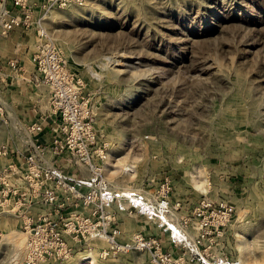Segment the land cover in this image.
Instances as JSON below:
<instances>
[{"label": "rangeland", "instance_id": "1", "mask_svg": "<svg viewBox=\"0 0 264 264\" xmlns=\"http://www.w3.org/2000/svg\"><path fill=\"white\" fill-rule=\"evenodd\" d=\"M44 24L109 144V182L168 184L189 237L264 264V0H87L54 9ZM20 128L0 111V147L12 146ZM204 200L233 208L206 237L192 217ZM14 210L0 208V264L27 258L25 219ZM143 219L123 241L142 233L171 250L157 223ZM67 242L63 264H150L140 252L101 258L104 240L94 250L83 238Z\"/></svg>", "mask_w": 264, "mask_h": 264}, {"label": "built area", "instance_id": "2", "mask_svg": "<svg viewBox=\"0 0 264 264\" xmlns=\"http://www.w3.org/2000/svg\"><path fill=\"white\" fill-rule=\"evenodd\" d=\"M86 1L0 0L2 36L31 29L38 36L30 80L48 88L55 118L49 143L30 140L31 150L26 153L11 144L0 147V157H17L0 169V208L14 204L15 214L25 219V264H63L72 254L68 237L85 239L90 250L96 248L94 242L104 240L107 245L99 253L103 259L140 252L149 256L150 264H244L188 236L178 212L180 203L170 200L168 184L155 187L150 183L147 188L132 190L109 182V144L97 132V116L83 94L82 81L72 75L44 24L54 9L81 7ZM37 7L42 13L35 20ZM10 65L21 69L15 60ZM44 130L41 122L27 126L25 131L31 136ZM232 212L229 204L204 200L193 209L192 217L200 235L206 237L209 230L228 222ZM121 214H137L156 222L173 249H165L160 238L142 233L123 241L127 236L119 223Z\"/></svg>", "mask_w": 264, "mask_h": 264}, {"label": "crops", "instance_id": "3", "mask_svg": "<svg viewBox=\"0 0 264 264\" xmlns=\"http://www.w3.org/2000/svg\"><path fill=\"white\" fill-rule=\"evenodd\" d=\"M38 1L41 2V0ZM41 13V9L37 7L34 11V19H38ZM38 40L34 29L29 31L16 30L6 37L0 33V111L1 115L5 114V120L8 123L21 126L20 129H23V134L12 146L25 153L31 150L29 148L32 146L31 141L49 143L52 138L51 128L55 122V118L51 114L48 88L37 85L30 80V76L34 72L32 56ZM12 60L18 62L21 69L13 68L10 65ZM41 122L45 126L44 132L29 136L25 131L26 127ZM8 159L11 161L17 157L13 155ZM11 216L20 218L14 211H12ZM139 217L137 214L133 216L120 215L119 223L127 237L134 233L135 224H131L135 223ZM160 234L164 235L161 231Z\"/></svg>", "mask_w": 264, "mask_h": 264}, {"label": "bare ground", "instance_id": "4", "mask_svg": "<svg viewBox=\"0 0 264 264\" xmlns=\"http://www.w3.org/2000/svg\"><path fill=\"white\" fill-rule=\"evenodd\" d=\"M90 8H91V7H90ZM94 13H95L94 11H88V12H87L88 15H91V14H92V15H95ZM75 14H76V13H75ZM87 14H86V15H87ZM72 15H73L72 13L68 14V16H72ZM92 15H91V18H92ZM78 16H79V15H78ZM81 17H82V16H81ZM95 17H96V16H95ZM95 17H94V18H95ZM97 18H100V17L98 16ZM122 65H123V64H122ZM189 239H190V238H189ZM191 239H192V238H191ZM245 246H246V248L250 247V246L248 245V243H247ZM241 260H242V262H244V264H256V263H254L253 261H252V263H250V261L247 259V257H246L245 254H242V256H241ZM247 261H248V262H247ZM91 262H92L93 264L95 263L93 259L91 260ZM92 263H91V264H92Z\"/></svg>", "mask_w": 264, "mask_h": 264}]
</instances>
